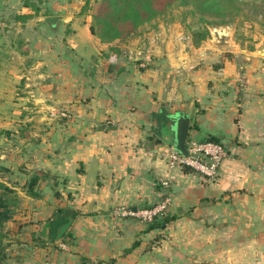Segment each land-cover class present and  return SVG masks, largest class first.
<instances>
[{
	"label": "crops",
	"instance_id": "0c3cea01",
	"mask_svg": "<svg viewBox=\"0 0 264 264\" xmlns=\"http://www.w3.org/2000/svg\"><path fill=\"white\" fill-rule=\"evenodd\" d=\"M90 6L0 0V179L19 199L0 264H264L261 24L235 21L194 45L159 21L103 42ZM188 112L187 141L227 148L215 179L169 167L171 124ZM166 196L161 229L119 212Z\"/></svg>",
	"mask_w": 264,
	"mask_h": 264
},
{
	"label": "trees",
	"instance_id": "16d2710c",
	"mask_svg": "<svg viewBox=\"0 0 264 264\" xmlns=\"http://www.w3.org/2000/svg\"><path fill=\"white\" fill-rule=\"evenodd\" d=\"M176 2L183 5L191 4L194 7L193 11L199 13L201 20L205 22L208 20L207 17H210L220 19L221 24L229 23L230 17L237 14L242 6L241 0H101L91 12L92 23L90 28L92 33L103 42H111L117 39L125 40L134 36L140 27L148 21L163 15L168 6ZM209 22L215 21L210 19ZM209 33L210 30L207 25L202 29L193 31L194 45H199L209 36ZM209 140L218 141L213 138ZM46 174L47 172L40 170L31 176L27 188L35 196L37 193L33 192L34 185L41 176L44 177ZM18 203L19 199L15 189L0 179V263H3L7 257L3 227L5 222L13 217ZM61 210L59 209V211ZM76 214L77 211H71L70 217H74ZM166 222H168V218H165L163 222L154 220L151 222L150 228L161 229L163 223ZM159 237V235L156 236V238Z\"/></svg>",
	"mask_w": 264,
	"mask_h": 264
},
{
	"label": "built area",
	"instance_id": "2783aa9c",
	"mask_svg": "<svg viewBox=\"0 0 264 264\" xmlns=\"http://www.w3.org/2000/svg\"><path fill=\"white\" fill-rule=\"evenodd\" d=\"M188 154L185 156L180 151L169 152V167L188 166L208 179H215L220 173V167L227 156L226 146L215 140L189 139L186 143ZM162 184L170 185L169 179H163ZM170 203V196L164 197L159 203L151 207H145L132 211L131 209H120L124 215H138L145 222L151 223L156 218L163 216Z\"/></svg>",
	"mask_w": 264,
	"mask_h": 264
},
{
	"label": "rangeland",
	"instance_id": "374dc122",
	"mask_svg": "<svg viewBox=\"0 0 264 264\" xmlns=\"http://www.w3.org/2000/svg\"><path fill=\"white\" fill-rule=\"evenodd\" d=\"M241 1L242 6L240 7V10H238L237 14H233L232 17H230L231 19L227 24H221L220 19L210 17H207L208 20L207 22H205L201 20V16L199 13L193 11L194 7L191 4L183 5L176 2L168 6L167 11L163 15L158 16L141 26L140 29L134 35L138 34L143 27H152L153 25H156V23H158L159 21L163 22L166 25L176 23L179 26V30L182 32L183 35H188L191 37L193 31L202 29L203 27H206V25L210 30L209 35H211L213 33H217V31L220 29V26L233 25L235 24V21H239L242 24L244 21L247 20L250 22H259L264 32V0ZM87 2L91 5L90 12H93L94 7H97L101 0H87ZM210 19L211 21L215 22H209ZM157 28L158 26L155 27V29ZM232 252V250H227V257H229V254Z\"/></svg>",
	"mask_w": 264,
	"mask_h": 264
},
{
	"label": "water",
	"instance_id": "95a60500",
	"mask_svg": "<svg viewBox=\"0 0 264 264\" xmlns=\"http://www.w3.org/2000/svg\"><path fill=\"white\" fill-rule=\"evenodd\" d=\"M61 18L62 17L60 16H47L45 20L49 23L55 24ZM189 124H190V112L186 113V115L185 114L177 115L175 117V121L171 124V128L174 130V136H175V138H173L174 145L185 156L188 154L186 143L188 138ZM71 222L72 219H69L68 221L59 225L56 232L57 241H59L62 238L66 230L69 228Z\"/></svg>",
	"mask_w": 264,
	"mask_h": 264
}]
</instances>
